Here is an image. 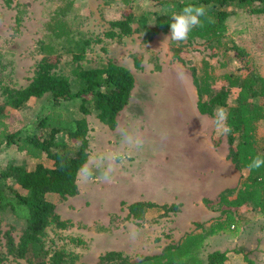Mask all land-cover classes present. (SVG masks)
Here are the masks:
<instances>
[{"label": "rangeland", "instance_id": "1", "mask_svg": "<svg viewBox=\"0 0 264 264\" xmlns=\"http://www.w3.org/2000/svg\"><path fill=\"white\" fill-rule=\"evenodd\" d=\"M5 2L0 0L2 105L3 85L24 87L34 76L43 57L39 49L43 24L60 0H13L12 6ZM18 4H25L19 24L15 20ZM227 9L231 13L228 29L218 44L198 39L177 42L170 32H160L150 42H145L138 30L130 35H106L114 29L111 22L121 19L126 11L146 14L149 25L155 24L156 14L166 10L155 0H133L129 5L123 0H77L70 8L68 17L77 39L74 49L86 48L80 63L97 67L111 59L129 68L136 80L115 129L104 124L95 112L86 116L89 159L79 173V193L69 197L50 194L57 213L70 223L66 229H50V238L54 239V248L65 249L76 264H98L100 256L108 251L122 252L132 261L159 254L190 233H208L212 224L225 219L221 209L210 208L204 199L214 201L224 191L236 194L237 188H225L236 185L233 175L227 173V164L235 170L229 158V133L216 130L215 116L199 112L193 69L202 74L204 66L209 65L216 77L215 88L226 85L225 72L240 66L228 49L236 43L250 52L264 75V13L254 14L235 6ZM132 26L137 28L138 24ZM86 39L91 40L87 47ZM73 65L71 54L60 56L61 72L71 76ZM237 92V88L232 90L230 104L235 102ZM46 103L44 98H32L21 109L8 108L4 119L9 129L34 132ZM78 106L79 101H75L60 108L65 114L81 117ZM257 136L264 153V121L258 126ZM39 161L19 152L15 145L0 149V169L9 163L34 169ZM43 161L48 166L52 163L46 158ZM143 197L160 203L153 202L158 206L150 208L142 219L129 218V204ZM172 204L177 207H160ZM234 213V228L211 234L204 243L196 239L195 247L187 251V257L198 259L194 264H203V255L214 250L228 251L225 264H247L245 254L255 264H264V214L251 205ZM0 218L2 231L10 229L18 240L20 221L7 212L0 213ZM4 243L1 233L0 255L6 251ZM186 243L187 248L190 242ZM2 264L28 262L9 256Z\"/></svg>", "mask_w": 264, "mask_h": 264}, {"label": "trees", "instance_id": "2", "mask_svg": "<svg viewBox=\"0 0 264 264\" xmlns=\"http://www.w3.org/2000/svg\"><path fill=\"white\" fill-rule=\"evenodd\" d=\"M76 1L60 0V4L50 11L39 44L43 57L29 84L24 87L2 86L5 102L0 104V149L15 145L19 152L40 161L34 169L17 163H9L0 169V213L11 214L22 224L19 239L16 240L10 229L2 231L3 220L0 218V234H3L6 249L0 255V264L9 256L25 259L28 264H76L75 258L65 249L54 248V239L50 238V229H66L70 224L57 213L50 194L69 197L79 193V173L89 159V122L86 116L95 112L104 124L115 129L118 115L129 104L135 87L133 72L114 60L110 59L97 67L80 63L85 58L86 48L83 47L81 51L74 49L77 39L68 17ZM132 1L123 0L128 5ZM155 1L166 7L164 13L156 14L155 24L149 25L146 14L139 16L126 11L121 19L111 22L114 29L106 35H130L138 30L143 40L150 42L158 33L170 32L172 14L179 13L189 4L204 5L206 14L201 17L202 26L194 28L188 40L215 41L221 44L231 14L228 7L246 8L254 14L264 13V0ZM134 22L138 24L137 28L132 26ZM84 43L87 47L91 40L86 39ZM228 49L234 52L240 66L225 72L226 85L215 88L216 77L209 65L204 66L202 74L193 69L198 110L210 116H215L218 107L226 110V124L231 129L228 132L229 158L242 172L234 196L230 195V191H224L214 201L204 199L210 208L221 209L225 219L212 224L208 233H190L181 243L169 244L159 254L146 255L132 261L122 252L108 251L100 256L98 264H194L198 259L187 257V251L195 247L197 238H201L204 243L209 234L226 231L232 226L236 219L234 210L251 205L264 214V167L251 171L247 169L253 157L264 156L259 149L257 136L258 126L264 121V75L256 68L247 49L236 43ZM64 53L71 54L75 63L71 76L59 70L60 56ZM2 82L3 77L0 84ZM234 88L238 92L235 102L230 104ZM32 98H44L47 101L41 109L37 129L32 133L11 131L4 119L7 109H21ZM75 101H79L78 108L83 114L81 117L65 114L60 108L64 103ZM45 158L51 160L49 166L44 163ZM244 170H247V174L243 173ZM155 206L158 205L141 200L130 203L128 217L142 219L146 211ZM160 207L171 210L177 205ZM73 241L82 243L81 239L74 238ZM186 242H190L187 248ZM228 258V251L214 250L203 255L202 261L203 264H225ZM244 259L247 264H255L247 254Z\"/></svg>", "mask_w": 264, "mask_h": 264}, {"label": "clouds", "instance_id": "3", "mask_svg": "<svg viewBox=\"0 0 264 264\" xmlns=\"http://www.w3.org/2000/svg\"><path fill=\"white\" fill-rule=\"evenodd\" d=\"M206 14L204 5L194 6L187 5L182 8L179 13L172 14L170 23V37L172 40L181 42L188 39L189 33L196 27L202 26L201 17ZM209 22H212L211 20ZM227 113L223 108L215 110L214 124L218 132L227 134L231 129L226 124ZM264 167V156L257 155L252 158L251 162L247 165L248 170H258Z\"/></svg>", "mask_w": 264, "mask_h": 264}, {"label": "crops", "instance_id": "4", "mask_svg": "<svg viewBox=\"0 0 264 264\" xmlns=\"http://www.w3.org/2000/svg\"><path fill=\"white\" fill-rule=\"evenodd\" d=\"M12 1L13 0H11L10 2H8V0H6V4H8V5H10V6H12L13 5V3H12ZM23 7H25V4H24V6H21V5H16V11H17V14H16V17H15V20H16V22H17V24H19L18 23V17H21L22 16V14H23V12L25 11V9L23 8ZM23 18V17H22ZM22 21V20H21ZM20 21V22H21ZM43 27H44V24H43ZM227 169L229 170V171H227V173H229L230 172V174H232L233 176L231 177V175H230V177L233 179V180H236L235 182H236V185H229L228 187L226 186L225 188L227 189V188H234V189H236L238 186H239V183H240V179H241V175H242V172L239 170V169H237L236 168V166H235V170H230L231 169V167H230V164H227ZM224 172H226V170H224ZM191 195V194H190ZM231 195V194H230ZM144 198V197H143ZM137 199V200H135V201H152V202H156V203H160V201H156V200H150V199H148V198H144V199ZM135 201H131L132 203L133 202H135ZM239 210V209H238ZM150 209H148V211L146 212V216L150 213ZM235 217H236V215H235ZM236 219H237V217H236ZM234 228L235 226L234 225H232V226H230V227H228L227 228V230L228 229H230V228ZM226 230V231H227ZM202 232V231H201ZM222 232H225V231H222ZM219 233V232H218ZM217 234V233H216ZM209 235H211V234H209ZM215 235V234H214Z\"/></svg>", "mask_w": 264, "mask_h": 264}]
</instances>
